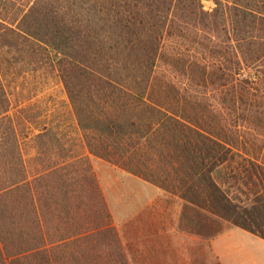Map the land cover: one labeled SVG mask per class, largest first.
<instances>
[{"label": "trees", "instance_id": "1", "mask_svg": "<svg viewBox=\"0 0 264 264\" xmlns=\"http://www.w3.org/2000/svg\"><path fill=\"white\" fill-rule=\"evenodd\" d=\"M210 1L31 0L9 18L0 0V264H57L53 246L83 233L46 234L45 207L110 225L90 154L177 196L197 235L264 238V0ZM166 37L188 43L170 57L186 86L156 74ZM42 68L72 129L31 113Z\"/></svg>", "mask_w": 264, "mask_h": 264}, {"label": "rangeland", "instance_id": "2", "mask_svg": "<svg viewBox=\"0 0 264 264\" xmlns=\"http://www.w3.org/2000/svg\"><path fill=\"white\" fill-rule=\"evenodd\" d=\"M3 1L7 4L3 12L14 18L31 0ZM204 3L207 8L213 5L210 0H204ZM183 41L166 37L163 54L155 68L157 75L178 86H186V80L174 68L170 57L177 50L185 54L179 51L188 44ZM189 53L194 55L196 50ZM28 79H33L28 82L32 83L28 87L33 91L23 96L34 94L30 102L33 103L31 113L55 122L59 120L62 127L70 129L74 119L66 91L56 73L42 68ZM89 159L110 211L111 222L98 228L101 215L85 207L78 214L82 225L77 226L70 220L64 223L45 207L48 221L45 222V233L52 238L58 239L77 228L83 230L80 236L53 246L51 256L57 264H221L210 248L211 238L193 233V229L180 220L182 202L177 196L102 158L90 154ZM232 226L235 225L231 222L225 223V228Z\"/></svg>", "mask_w": 264, "mask_h": 264}, {"label": "crops", "instance_id": "3", "mask_svg": "<svg viewBox=\"0 0 264 264\" xmlns=\"http://www.w3.org/2000/svg\"><path fill=\"white\" fill-rule=\"evenodd\" d=\"M209 245L221 264H264V238L242 227L225 228Z\"/></svg>", "mask_w": 264, "mask_h": 264}]
</instances>
